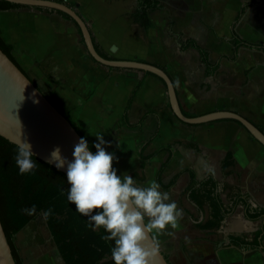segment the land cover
Here are the masks:
<instances>
[{"label": "crops", "instance_id": "0c3cea01", "mask_svg": "<svg viewBox=\"0 0 264 264\" xmlns=\"http://www.w3.org/2000/svg\"><path fill=\"white\" fill-rule=\"evenodd\" d=\"M63 1L87 23L108 59L149 63L167 72L183 112L198 117L233 111L264 132V51L235 50L231 43L239 11L251 3L237 31L264 46V0H161L148 25L135 18L139 0ZM0 36L29 79L93 145L103 135L106 150L118 157L113 162L118 174L128 172L141 186L155 179L176 201L183 212L179 226L151 232L170 264H264V239L259 248L231 241H252L264 223L249 219L245 204L236 203L243 197L253 209H264V146L239 122L196 127L181 122L163 81L95 61L77 26L59 11L0 8ZM196 45L209 54L208 65ZM150 139L146 154L159 152L141 168L140 151ZM210 178L223 208L232 210L217 227L209 225V204L192 197L193 181Z\"/></svg>", "mask_w": 264, "mask_h": 264}, {"label": "trees", "instance_id": "16d2710c", "mask_svg": "<svg viewBox=\"0 0 264 264\" xmlns=\"http://www.w3.org/2000/svg\"><path fill=\"white\" fill-rule=\"evenodd\" d=\"M54 1L60 3L64 2L63 0ZM138 4L139 9L135 14V18L139 19L144 25H148L149 13L160 7L161 0H139ZM250 4L251 3H245L239 11L235 24L233 25V38L231 43L235 50L241 46H246L251 49L264 51V46L262 44L251 43L243 39L237 31V25L240 22L245 9ZM20 6L22 5L0 0V8L3 10ZM59 13L66 19L72 21L81 34L80 28L69 15L63 12ZM95 47L101 56L108 59V56L100 50L96 43ZM195 47L201 53L203 62L208 65L209 54L197 45ZM0 48L21 69L12 54V46L7 44L1 36ZM234 58H236V52L231 57V59ZM154 76L159 78L156 75ZM159 79L163 81L161 78ZM139 87V84L135 87L130 100L131 103L134 101ZM183 113L187 117H194V115H191L190 113ZM64 115L77 129L80 135L86 137L81 133L76 123L68 115ZM190 126L196 127L198 125ZM257 127L263 131L261 127ZM151 140L152 139H150L140 151L141 168H144L148 160L156 156L159 152L154 151L153 153L146 154V149L151 143ZM88 142L92 147V150L95 151L94 145L89 140ZM170 147L171 146L162 148L161 150L170 149ZM17 150L18 146L0 136V219L11 246L16 264H24L15 243L16 235L30 222L36 220L38 216H44L43 213L45 211H49L48 216H44V218L64 264H115L111 258V248L114 241L104 239V236L107 234L106 231L103 228L94 229L88 218L76 211L75 205L67 199V190L69 187L67 174L34 155L32 158L36 161L35 170L27 174H21L18 166L15 164ZM231 156L232 154L229 153L227 158L230 159L232 158ZM217 191L218 185L211 178L201 183L193 181L192 197L197 202L199 201L202 203L206 201L209 204L212 211V219L210 220L209 225L214 227L219 226L224 216L232 211L231 209L226 211L223 208L222 201ZM239 202L245 204L247 217L249 219H264V209H253L243 197L237 198L236 203ZM32 205L36 206L37 211L35 214L29 215L24 212L25 208L31 207ZM263 239L264 223L261 230L254 235L252 241L247 240L245 237H234L231 241L237 246L259 248L262 246ZM165 257L168 260L166 255Z\"/></svg>", "mask_w": 264, "mask_h": 264}, {"label": "clouds", "instance_id": "9594fccd", "mask_svg": "<svg viewBox=\"0 0 264 264\" xmlns=\"http://www.w3.org/2000/svg\"><path fill=\"white\" fill-rule=\"evenodd\" d=\"M97 138L95 151L82 136L74 145L73 159L64 157L57 147L50 161L58 168L66 167L67 199L76 211L87 217L94 229L103 228L107 233L104 239L114 241L111 258L115 264H149L152 253L143 247L146 234L177 228L183 212L157 180L141 186L128 172L118 174L113 165L118 157L106 150L108 142L103 135ZM33 155L32 145L22 140L15 156L21 174L35 170ZM36 211L35 205L24 209L29 215ZM43 214L46 217L49 211Z\"/></svg>", "mask_w": 264, "mask_h": 264}, {"label": "water", "instance_id": "95a60500", "mask_svg": "<svg viewBox=\"0 0 264 264\" xmlns=\"http://www.w3.org/2000/svg\"><path fill=\"white\" fill-rule=\"evenodd\" d=\"M11 3L41 7L69 15L81 30L90 56L108 67L137 69L152 73L163 80L167 87L171 109L183 123L200 125L218 120L239 122L264 146V132L241 114L233 111H215L198 117H187L182 111L175 85L162 68L139 61L110 60L97 51L91 32L83 18L66 4L53 0H5ZM0 136L19 146L22 140L32 145L34 156L66 174V167L58 168L50 161L52 151L59 147L61 154L73 159L74 145L82 137L65 115L29 79V77L0 48ZM146 251L152 253L149 264H170L158 247L151 232L143 241ZM0 264H16L0 219Z\"/></svg>", "mask_w": 264, "mask_h": 264}, {"label": "rangeland", "instance_id": "374dc122", "mask_svg": "<svg viewBox=\"0 0 264 264\" xmlns=\"http://www.w3.org/2000/svg\"><path fill=\"white\" fill-rule=\"evenodd\" d=\"M15 243L24 264H64L43 215L20 231Z\"/></svg>", "mask_w": 264, "mask_h": 264}]
</instances>
